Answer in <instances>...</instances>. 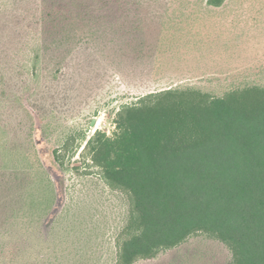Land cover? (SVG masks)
I'll list each match as a JSON object with an SVG mask.
<instances>
[{"label": "trees", "instance_id": "16d2710c", "mask_svg": "<svg viewBox=\"0 0 264 264\" xmlns=\"http://www.w3.org/2000/svg\"><path fill=\"white\" fill-rule=\"evenodd\" d=\"M123 2L56 0L49 8L44 3L42 46L34 63L41 62L53 76L68 78L70 91L44 94L43 101L54 102L52 112L65 109L69 118L91 105L78 84L87 89L91 82L108 78L140 84L142 89L168 69L160 60L167 57L166 21L156 17L149 24L130 9L125 12L131 3L123 6ZM227 2L207 0L211 16ZM182 17L170 19V24L179 26ZM187 17L195 21L187 20V26L199 28L198 12ZM196 30V42L211 35L208 30L204 33L205 25ZM151 35L156 36L153 44ZM13 36L19 37L15 30ZM201 43L206 44L203 39ZM6 49L0 51L1 87L6 85L1 80L6 79L8 66L9 73L23 66L20 51ZM221 92L169 86L122 105L111 136L99 130L90 138L86 131L63 136L61 147L54 151L55 162L64 166L67 155L82 149L85 167L96 169L109 189L126 197L115 264L153 261L196 237L224 245L228 264H264V83H232ZM25 126L35 148L34 119L30 117ZM36 169L46 172L41 163ZM36 213L28 214L22 207L14 214L12 227L28 234L26 220ZM45 214L38 217L40 232ZM14 244L1 249L0 261L27 264L28 249ZM38 261L46 262L41 255Z\"/></svg>", "mask_w": 264, "mask_h": 264}, {"label": "rangeland", "instance_id": "374dc122", "mask_svg": "<svg viewBox=\"0 0 264 264\" xmlns=\"http://www.w3.org/2000/svg\"><path fill=\"white\" fill-rule=\"evenodd\" d=\"M54 1L0 0V51L17 48L23 65L13 73L8 66L6 79L1 80L6 85L0 86L5 89L0 94V253L8 244L20 243L28 249L27 264H39L40 255L45 264H115V241L127 214L126 197L109 189L96 169L85 167L82 149L67 155L64 166L55 162L54 151L61 147L63 136L73 132L86 131L90 138L99 130L111 136L116 112L122 105L134 103L138 95L178 85L219 94L232 83H264V0H228L223 8L214 10V16L207 0H122L123 6L131 3L125 12L130 9L149 24L156 17L161 23L166 21L169 30L163 45L167 57L160 60L168 69L156 80L149 79L142 89L140 84L108 78L91 82L87 89L78 84L91 105L69 118L65 109L52 112L54 102L43 101L45 93L64 91L69 95L68 78L53 76L42 69L41 62L34 63L42 46L39 34L44 3L49 8ZM197 12L202 22L195 28L203 30L205 25L204 33H211L199 42L194 40L197 30L187 26L195 22L187 15ZM181 16L185 19L180 27L170 24V19ZM13 27L19 37L13 36ZM149 33L157 34L154 30ZM155 39L151 35L149 43ZM30 117L36 125L35 148L25 126ZM39 163L45 174L36 169ZM22 207L28 214L37 211L36 217L26 220L28 234L12 227L14 214ZM43 213L42 233L38 217ZM228 262L224 245L196 237L153 261L137 264Z\"/></svg>", "mask_w": 264, "mask_h": 264}]
</instances>
